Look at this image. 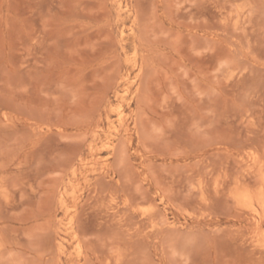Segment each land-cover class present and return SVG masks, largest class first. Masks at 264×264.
Returning <instances> with one entry per match:
<instances>
[{"label": "rangeland", "instance_id": "1", "mask_svg": "<svg viewBox=\"0 0 264 264\" xmlns=\"http://www.w3.org/2000/svg\"><path fill=\"white\" fill-rule=\"evenodd\" d=\"M0 264H264V0H0Z\"/></svg>", "mask_w": 264, "mask_h": 264}, {"label": "bare ground", "instance_id": "2", "mask_svg": "<svg viewBox=\"0 0 264 264\" xmlns=\"http://www.w3.org/2000/svg\"><path fill=\"white\" fill-rule=\"evenodd\" d=\"M259 179V178H258ZM243 195H244V193H243Z\"/></svg>", "mask_w": 264, "mask_h": 264}]
</instances>
